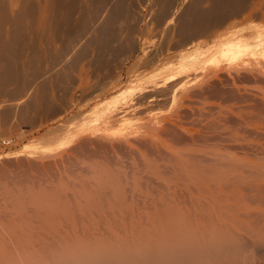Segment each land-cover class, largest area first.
Instances as JSON below:
<instances>
[{
	"label": "bare ground",
	"instance_id": "obj_1",
	"mask_svg": "<svg viewBox=\"0 0 264 264\" xmlns=\"http://www.w3.org/2000/svg\"><path fill=\"white\" fill-rule=\"evenodd\" d=\"M142 1L140 2L142 3ZM145 1L148 4L146 9L148 8L149 14H147L150 16L151 21V25L147 29L154 32L158 28L171 25L173 20H175L173 18L175 17V12L179 9L181 10V7L184 5L183 12L179 14L180 16L178 15L183 21L177 33L179 39L174 42L168 40L167 46L165 45V40V48L154 50L153 54H148L149 56L140 59L139 65H134V67L139 66L138 70H155L146 80L141 79L146 86L143 87L142 85V89L140 87V95L131 97L130 94L128 95V93L123 91L120 97L117 95L119 97V107L117 106L114 109L112 106L111 109H106L102 118H97L92 124H84L85 126L80 128L81 130L78 133L75 135L71 133L70 135L72 136H69L70 140L66 142L67 144H62V146H68L71 142L75 144L77 141L73 151H78L77 153L79 154L82 152L85 155L89 154L90 159L104 158L109 164H117L116 167L121 165L122 168L123 163H128L124 162L125 157L127 158L129 155L139 157V152L141 151L142 154L145 152L144 156H146V159L152 157L153 161L156 160L164 163L166 171L163 169L162 172L164 173L161 171L159 173L148 172L142 175V178L146 182H144V185L146 184L147 193L144 195L140 194L143 196L142 199H139V187L135 186L141 178L139 176L141 174V172L139 173V163L133 164L130 162L133 164V167H129L132 170H129L131 172V179L135 183L134 186L132 185L133 187L129 185L131 183H128V177H124L125 181L124 179H120L114 187H105V181L100 176L101 171L97 170V168H91L89 173L88 171L86 172L88 173L86 176L88 180L83 181L84 183L80 180L82 176H80V179L78 178L79 176L77 177L80 183H82L80 188L82 187L83 192L86 193L85 188L87 186L91 189V191L89 189L90 192H95L94 194L102 200H106L108 196L113 194L114 199L119 204L124 203L123 207L125 206V202L129 201L126 204L128 205V211L122 210L120 214L114 207H112V210L105 208L106 210H103L105 213H97L98 211L96 210L97 212H94L96 215L98 214L97 217L99 219H94L95 217L93 218L91 215L86 216V214L81 213L82 217H85L79 225L73 224L75 223V217L73 216V222V218H71L73 213L71 212V217L67 213V216L71 219H65L70 220L71 223L73 222V225H67L70 222L68 221L69 223H67L65 221L66 223L64 224L66 226H63L64 224H59L56 221L60 216H58L59 218L55 217L56 220L52 216V211H54L55 207L50 211L52 215L49 217L50 219L53 218L52 220H47L49 218H45L46 214H41L44 211H39L40 209L38 208L37 211L40 215H44L47 221H51L53 225L59 227H54L52 230H49V228L45 231L40 230L42 232H38L37 229L42 226L40 223L45 220H43L44 218L42 219L43 216L39 217L40 215L34 212L36 211L35 208L33 212L36 213V216H33L35 215L34 213H31L33 214L31 216L34 219L36 217L42 219H37L40 221V226L37 229H35V225H38V222L35 225L32 224V228L26 229L23 228L24 226L20 228L19 226H14V228L9 227L12 226L11 224L4 227L3 223L5 221L3 220L4 222L1 221L3 227H0V264H264V98L249 97V94H242L240 88L237 86V82L249 83L252 80H256V78L264 79V0H250L251 2L249 0ZM8 2L7 0H0V95L5 93L4 89L7 85L18 83L21 80L20 70L15 65L16 60L12 61L10 59L6 62L4 59H7L5 57L9 56V52L14 51L13 48H16L17 44L19 45L21 39L23 40L21 34L25 23L31 28L29 31H32V33L40 31L44 35L47 31L53 32V37H55L53 40L55 41L58 29L56 25L60 24L59 22L61 21L63 22L66 16L64 15L66 14V10L65 13H62V2L64 3V0H22L20 3L19 0H8ZM112 3L113 5L111 3L108 5L106 1V11H104L107 17L101 30L108 29L115 19L114 16L116 14L118 16L119 13L121 14L122 9H124L123 3L120 0L113 1ZM184 3H186V6ZM143 6H146V4ZM139 10L141 12L142 9ZM68 18L65 20L68 21ZM96 22L98 23V21ZM146 22L149 23V21ZM2 25L6 26L2 28ZM33 27L37 30H33ZM147 29H145V32ZM170 30L172 29L170 28ZM103 31L96 32L99 38V33ZM97 34L95 35L97 36ZM41 37L44 38L43 36ZM98 37L94 36L97 42L93 39L95 41L92 43L93 45L104 41L103 39L98 41ZM57 38L60 37L57 36ZM110 39H112L111 36ZM202 39L205 42L195 44L196 41ZM79 40L76 39V42L78 41L77 43L80 44L81 41L79 42ZM113 41L115 40L112 39L109 43L112 42V46L115 47ZM72 42L76 43L75 40L68 41L60 52L57 51L58 54H61V57L59 59L55 57L58 55L56 53L54 58H57V60L53 61L54 65L62 68L67 65L69 57L71 58L69 56L71 55L70 51L75 52L72 49ZM36 45L38 46V44ZM123 46L115 52V55L124 51ZM201 46H205V49ZM96 47H99V45L97 44ZM102 49L101 51H103ZM48 50H52V47ZM36 53H34V57ZM107 53L105 54L107 55ZM37 55L40 56L39 54ZM47 56L45 54V58H48ZM50 56H52L51 53ZM30 57L33 59L30 60L28 57L29 60L27 59L28 61L25 63V67L29 69L34 67L37 61V57H35L36 60L32 56ZM72 57L74 56L72 55ZM166 60H168V63H166ZM50 63L52 66V62ZM53 67L52 71L54 70ZM134 67L129 69L127 73L133 72L131 70ZM48 69L50 70V68ZM123 75L124 68L119 70L117 77L110 75L112 79L110 82L112 85H110L112 87L111 90L120 87V79H122ZM28 82L29 80L25 81V83ZM30 83L33 85L32 81ZM183 85H186L185 88H182ZM95 86L93 88L96 92L98 88ZM88 87L91 88L89 85ZM19 88L13 94L8 95V97L21 96L23 90ZM92 91L91 93L94 92ZM86 96L88 97L89 95ZM22 98L21 96L20 99ZM165 100L176 101L179 104L178 109L173 114L159 120L145 119L140 126L133 130H126L121 127L118 131L116 130L117 132L113 131V125H119L122 119L127 116L139 114L141 110H144L143 108L146 104ZM23 102H26V100H19L13 104H7L2 101L0 103V112L4 107H10L12 112H16ZM9 112L10 110L6 108V113H4L5 119L8 118ZM130 159H133V157ZM137 159L139 160V158ZM49 167L52 168L53 166ZM84 172L83 174L86 175ZM120 173H125V171ZM142 173L145 172L142 170ZM124 176L126 175L124 174ZM169 177L174 179L172 183L169 181L171 179H168ZM173 181L175 182L173 183ZM76 182L74 183L77 184L78 182ZM67 189L64 187L60 192ZM107 189L113 191L108 192ZM71 192L66 193L64 191L63 193H66L67 198V194H71ZM56 194H59V192ZM74 196L76 197V195ZM92 196L94 197V195ZM57 197L60 198L59 195ZM58 198L55 197L51 200V197V204L54 205L57 202L54 199L58 200ZM61 198L59 199L60 202L58 201L55 205L61 204L62 201L65 203L66 201L67 203L70 201H65V198L61 201ZM111 198L113 197L111 196ZM124 200L125 202L120 203V201ZM1 201L0 203L6 200ZM52 201L55 202L52 203ZM87 201L89 202V200ZM76 203L74 204L75 207L77 206ZM2 204L4 205L0 204L1 209L6 206L5 203ZM13 204L11 205L13 206ZM7 205L9 206L8 203ZM74 205L72 208H74ZM38 206L41 205L38 204ZM44 206L46 207L45 204L42 207ZM57 207L56 210L59 211ZM5 209L0 214L5 216L7 214H5L7 211L4 212ZM10 210L8 209V211ZM17 211L20 212L19 210ZM62 211L66 212V210ZM28 212L26 214L23 212V214L27 215ZM123 212L131 216H125L126 214ZM79 213H75L77 214L75 215L77 216L76 221L79 220ZM3 215H0L2 219L8 217V214L4 218ZM11 215L9 216H15V214H13L14 216ZM17 215L19 214L17 213ZM20 215L19 219L22 216ZM46 216L48 217V215ZM27 217L24 216V218ZM24 218L22 216V219ZM103 218L104 220L106 218L112 220L110 222L112 225L109 224L108 219L106 220L108 224L106 221L104 222ZM10 219L12 220V218ZM17 219L15 220L17 221ZM34 219L32 223H34ZM61 219L58 221L60 222ZM97 219L98 221H96ZM55 221L58 225H56ZM63 221L61 220V222ZM51 222L50 225L53 227ZM43 223V226L47 224ZM117 224L125 227V230L121 229L123 227L118 228ZM128 227L132 228L128 231L131 230L135 235L126 232ZM33 228L37 233L28 230H34ZM127 233L131 237H128Z\"/></svg>",
	"mask_w": 264,
	"mask_h": 264
},
{
	"label": "rangeland",
	"instance_id": "obj_2",
	"mask_svg": "<svg viewBox=\"0 0 264 264\" xmlns=\"http://www.w3.org/2000/svg\"><path fill=\"white\" fill-rule=\"evenodd\" d=\"M21 1L22 0H19V3ZM89 1L90 0H64V3L62 2V5H63L62 13H65V10H66V14H64V15H66L65 19L67 17H69L68 18L69 22L64 19L63 22L61 21V22H59L60 24L56 25L58 28L57 33H56L57 35L55 34L56 35V39H55L56 42L53 40V38H55V37H53V35H54L53 32L47 31L48 33L45 32L44 35H42L40 33V31H35L32 33V31L31 32L29 31L31 28L28 27V24L25 23V26H24L22 34H21V38H23V40L21 39V41L19 42V45L17 44L16 48H13L14 51L13 50H12V52L10 51L8 54L9 56L5 57V58H7V59L9 58V59L8 60L4 59V61H6V62L9 61L10 59L12 61L16 60L15 65L20 70L19 72L21 73V80H19L18 83H14L12 85L11 84L7 85V87L4 89V92L7 95L5 93H3L4 95L3 94L0 95V103L3 101L7 104H10V103L13 104L19 100L20 101L26 100V102H23V104H21V106H20V108L23 107L24 109L21 108V110H20V108H19V110H17L16 112H12L10 107H6L11 112V113L9 112V116L7 119H5V116H4V113H6V108L4 107L5 109L3 108V110L0 112V156L1 155L3 156V157L1 156V159H0V168H1V171H0V195H1L0 200H2V201L6 200L7 203L9 204V206H11V207L15 206L17 208L16 209L15 207H13L14 209L12 208L13 210L11 209L12 212L10 213L11 207L8 208L9 206L7 205L6 201L5 202L1 201L2 203H5V205H6L3 208L2 206L4 204L0 203L2 205L1 207L3 209H5L7 207L10 211H8L7 208L4 210V212L7 211V212H5V214L6 213L8 214V217H6V219L8 218L7 220L2 219V217L0 216V218H1L0 219V224H1L0 227H3V226L6 227L9 224H11L12 226H9V227L14 228V226L15 227L19 226V228H20V227L24 226L23 228L27 229V228H32V226L38 222V225L37 224H36L37 226L35 225V229H37L38 226H40L39 225L40 221H38V220H42L44 218L45 214L48 215V217L45 215V218H49L47 220L53 219L52 217H51L52 219H50V217H49L52 214H53L52 216H54V220H56L55 217L60 216V218L59 217L58 218L59 219L63 218V219H61L62 221L65 218L71 219L74 216L75 220L73 218L72 221L74 220L75 223H73L74 221L72 223L75 225H79V224H81V221H83V218L85 217V216L82 217V214H84V215L86 214V216L91 215L93 218L95 217L94 219H96V218H98L97 217L98 214L96 215L95 212H97V211H98L97 213L104 212L103 210L105 208L106 209L108 208L107 210H112V207H114L115 210L117 209L119 211L118 213H120V211H122V210H127L128 205H126V204L129 201H126V202H125V200L120 201V203L125 202V206L123 207L124 203L119 204V202H117L116 199H114L113 194H111V195L109 194L110 196H108V198H107V199L110 198L109 200H107V199L102 200V199H99V197L96 194H94L95 192H93V191L90 192L91 189L87 186L85 188L87 194L83 192L82 187L80 188V186H82V183H80L79 179L81 178L80 176H82V178L80 180L82 182L87 181L88 179H86V176L88 175L91 168L92 169L97 168V170L101 171L100 176L105 181V187L106 186L107 187H111V186L114 187V186H116V184H118L120 179L121 180L124 179V181H125L126 177H128V180H129V182H128V180H127V182L131 183L129 185L134 186L135 183L131 179V172H130L132 170H130L131 168H129V167H133V164L139 163V173L141 172V174H139V176L141 178H142V175H144L148 172L159 173L160 171L162 172L163 169L165 170L164 163H162L161 161H156V160L153 161L152 157L146 159L145 158L146 156H144V154H145L144 151H143L144 154H142L141 151L139 152V157L134 156V155H132V156L129 155L127 158L125 157L124 162H128V163H123V165H122L124 168L123 169L121 167V165H118V167H116L117 164H115V165L109 164L104 158H100V159L92 158V159H90L89 154L88 155L86 154L87 155L86 156L83 152H82L83 154L82 153L79 154V153H77L78 151L77 152L75 150L73 151V148L77 144L76 143L77 141L75 142V144H74V142H71V144H69L68 146H62V144L68 142L70 140L69 136L71 137L72 135H75L76 133H78L81 130L80 128H82L83 126L87 125L88 123L92 124L93 121L97 120V118L98 119L102 118L104 116V113L106 112V109L109 110V108L111 109L112 106L114 107V109H116L117 106L119 107L120 106L119 97H120V94L123 93V91L125 93H128V95L130 94L131 97H134V95L138 96V94L140 95L141 89L144 86H146V84H144V82H142L141 79L146 80V78H149L155 70L154 71L152 69L151 70L150 69L149 70H138L139 69V66H138L139 60L143 59V57L145 58V57L153 54L156 50H158L160 48L161 49L165 48L167 46L166 44L170 40L174 42V41L179 39L177 36L178 35L177 33L180 29L179 27H181L182 22H183L180 19L179 14H181L183 12L185 7L183 5L181 7V10L179 9L177 12H175L174 16L176 18L173 17L175 20H173V23L171 25L169 24L167 26H163L162 28H158V29H156L157 31L155 30L156 32H154L153 30L147 29V27L149 25H151V21H150V16L148 15L149 14V11L147 10L148 8L146 9V7H148V4L146 3L145 0L144 1H142V0H120L121 3H123V7H124V9H122L123 11H121V14L119 13L118 16L116 14L114 16L115 19L113 20V22L109 26V28L103 29V30H105V31H103L101 29H102V26L105 22L104 20H106V17H107V16H105L106 15L105 14L106 13L105 7L107 6V5H105L106 1H107L108 5L110 3L113 5L112 2L113 1L116 2V0H112V2H110L111 0L110 1L109 0H105V1L104 0H101V1L95 0V2H94V0L90 1V2ZM140 1H142V3L144 2L143 5L146 4V6H143ZM251 1L249 0V2H251ZM7 3H9L8 0H7ZM184 4L186 6V3H184ZM64 6H65V8H64ZM143 7H144V9H143ZM139 9H142L141 12ZM101 10H102V12H101ZM141 15L143 18L141 17ZM102 17L103 18L105 17V18L103 19ZM145 20L149 21L150 24L148 22H146ZM96 21H98V23ZM145 23H147L146 26H145ZM3 26H6V25H2V28H3ZM25 27H28V28H25ZM99 27H101V28H99ZM75 28H77V29H75ZM170 28L172 30H170ZM34 29L37 30L36 28L33 27V30ZM145 29H147L146 32H145ZM99 30L104 32V33L103 32L99 33L100 38L98 37L99 35L97 34L98 32H100ZM172 32H174V33L172 34ZM92 33H93V35H92ZM71 34H72V36H71ZM95 34H97V36ZM39 35L43 36L44 38H42ZM46 35H47V37H46ZM121 35H123V36H121ZM38 36H39V38H38ZM57 36L60 37L62 40L60 38H57ZM94 36L98 37V39H99L98 41H101L102 39L104 41L99 42L100 44L95 43L96 45L95 44L93 45L92 44L93 42H95V41L97 42V40L94 39ZM110 36L113 40H115V41L117 40L116 41L117 45H116V42L113 41L115 44L114 46L116 48L112 46L113 45L112 42L109 43V41H112V39H110ZM114 36H116V37H114ZM73 37H75V38H73ZM104 37H105V39H104ZM29 38H30V40H29ZM71 38H73V39L71 40ZM36 39H38V40H36ZM76 39L77 40L80 39L79 40V42L81 41L80 44L77 43L78 41L76 42ZM93 39L95 41H93ZM120 39H122V40H120ZM74 40L76 43L72 42V46H73L72 49H74L75 52L73 53V51L71 50L70 51L71 55L68 54L69 56H71V58L69 57L70 61L68 60V62H67V65H66L67 68H66V66L64 68H62L60 66L54 65L53 61H56L57 58L59 59V57H61V54L60 53L58 54V52H60L62 50L63 46H65L68 43V41L70 42V41H74ZM165 40H166V43H165L166 46L164 45ZM203 42H205L204 39L196 41L195 44L203 43ZM33 43H35V44H33ZM27 44H28V46H27ZM36 44H38V46ZM73 44H75V45H73ZM97 44L99 45V47H96ZM109 44H111V45H109ZM103 45H104V47H102ZM48 46H49V48H48ZM77 46H78V48H76ZM80 46H81V48H79ZM107 46L109 47V50H108ZM121 46L124 47V49H123L124 51H122V53H120V54L115 55V52ZM51 47H52V50H48V49H51ZM94 47H96V48H94ZM201 47H204V49H205V46H201ZM31 48H32V50H31ZM34 48H37V49H34ZM40 48H41V50H40ZM113 48H115V49H113ZM101 49L104 52L101 51ZM110 49H112L113 53H112V51H110ZM192 49H193V47H192ZM204 49H203V51H204ZM43 50H44V52H42ZM98 50H100V51H98ZM31 51L33 52V54ZM34 51H36L38 53H36ZM34 53H36L35 57H37V61L35 62V66L31 67L29 69L28 67H25L26 66L25 63H27L29 58H30V60L33 59L30 56L34 57L33 56ZM50 53L52 54V56H50ZM56 53L58 55H56ZM105 53H107V55ZM111 53H112V55H111ZM37 54H39L41 57L38 56ZM42 54L44 55L43 58H42V56H43ZM45 54H46V56L49 55V56H47L48 58H45ZM130 54H132V55H130ZM72 55L74 57H72ZM21 56H22V58H21ZM54 56L57 58H54ZM35 60H36V58H35ZM168 60H166L167 62L166 61L165 62L168 63ZM50 62H52V66H54L53 71H55V72L52 71V66L50 65L51 64ZM123 62H124V64H123ZM135 64H138V65L136 67H134ZM92 65H93V67H92ZM132 67L135 68V69L133 68L134 70L137 69V71L134 72V70L132 69L131 71H133V72L127 73L128 70L131 69ZM26 68H27V70H26ZM48 68H50V70ZM58 68H59L60 72H59ZM121 68H124V75H123L122 79H120L122 85L120 84L119 88H117L115 90H111V88H112L111 87L112 85L110 83L112 80L111 76L117 77L119 74V70ZM21 69H23V70H21ZM66 72H68V73H66ZM111 72H113V73H111ZM115 73H116V75H115ZM46 75H47V77H46ZM24 76H26V77H24ZM107 76L110 78V80ZM44 77H46V78H44ZM28 80H29V82L25 83V81L27 82ZM31 81H32L33 85L30 83ZM18 84H20L19 86L23 90V93H22L23 95L21 94V96L23 98L25 97V99H23V98L20 99L21 96H19V97L17 96L18 98L16 96H9L8 97V95H10L11 93L13 94L16 90H18V88H19ZM52 84H54L55 86ZM88 85L90 87H91V85H93V86L96 85L95 87H97L98 90L95 92V89L93 88V86L91 88H89ZM142 85H143V87H141ZM23 86L26 88H24ZM185 86L186 85H183L182 88H185ZM237 86L240 88V91L242 92V94H249L248 95L249 97L254 96L257 98L258 97L264 98V79L256 78V80H252V82H249V83L248 82L247 83L237 82ZM84 87L87 88L86 91H85L86 88H84ZM140 87H141V89H140ZM46 88H47L48 92H46L47 91ZM92 89H94L93 90L94 92L92 91ZM100 89H101V91H100ZM138 90H139V93H138ZM91 91L93 93H91ZM63 92H65V93L63 94ZM88 92H89V94H88ZM117 92H118V94H117ZM98 93H100V94H98ZM26 94H29L30 96L27 95V96H29V97H27ZM32 94H33V96H32ZM44 94H45V96H44ZM66 94H67V96H65ZM86 95H89L88 96L89 98ZM26 97H27V99H26ZM41 98H42V100H41ZM2 99H4V100H2ZM114 99H115V102H114ZM7 100H8V102H7ZM10 101H12V102H10ZM44 101H47V102L44 103ZM32 105H33V107H32ZM146 106L143 108L144 109L143 111L141 110L139 112V114L127 116L126 118L122 119V121L119 123V125H117V124H115L116 126L113 125V127H112L113 131L115 130V132H117L121 127L126 129V130H128V129L133 130V129H136L138 126H140L145 119H158L159 120V119H162L164 117H167V116L173 114L178 109L179 104H177L176 101L165 100V101H160V102H156V103L150 102V103L146 104ZM46 108H47V111H46ZM35 109H36V111H35ZM15 113H16V115H15ZM25 113H26V115H25ZM22 116H23V118H21ZM22 119H25V120H22ZM17 121L20 123H18ZM71 133H73V134L70 135ZM4 141L8 142L9 145H4L3 144ZM177 148H179V147H177ZM4 155H5V157H4ZM6 157H8V158L6 159ZM131 157H133V159H130ZM2 158H4V159H2ZM137 158H139V160ZM128 159H129V161H128ZM130 162L133 164H131ZM21 164H23V165H21ZM47 164L49 166H51V167L53 166V167L50 168ZM108 165H110V166H108ZM84 168H86V169H84ZM119 170H121V171H119ZM142 170L145 173H142ZM83 171H85L84 173H86L88 171V173H86V175H85V174H83ZM123 171H125V173H120ZM162 173H164V172H162ZM124 174L126 176H124ZM117 175H118V177H117ZM122 175H123V178H122ZM75 178H77V180H75ZM111 178H112V180H111ZM141 178H140V181H138V182L136 181L137 183L135 185V186L139 187V188L137 187L139 190V199H142V196L145 193H147L146 192L147 191L146 184L144 185L145 180L143 178L142 179ZM84 179H86V180H84ZM168 179H170L169 181L171 183H172V180H174V179H172V177H169ZM142 180H144V181H142ZM74 182H76L78 185L75 184ZM174 182L175 181H173V183ZM60 185H61V187H60ZM63 186L66 189L68 188L67 190H64V191L66 193L72 191L71 192L72 195L69 193L70 195L67 194L68 197L66 198V193L64 194L63 193L64 191L63 192L61 191L64 194L63 195L60 192V190L64 188ZM89 189H90V191H89ZM111 189L110 190L107 189L108 192L111 191ZM57 191L59 192V194H56V193H58ZM80 191H82V192H80ZM140 191H142V192H140ZM48 192H50V193H48ZM46 193H48V194H46ZM140 194H143V195H140ZM58 195L60 198L64 197L65 201L66 200H68V201L70 200V201L68 203L66 201V203H65L62 201L64 198H61L62 202H61V204L60 203L58 204L61 206L55 205L58 203V201L60 199L57 197ZM74 195H76V197ZM92 195H94V197ZM22 196H24V197H22ZM83 196H86L87 198L83 197ZM111 196L113 198H111ZM51 197H52V199H51ZM55 197L58 198V200L54 199L55 201H57L56 203H54L55 201H52V203H54V205H55L54 206L53 204H51L50 199L53 200V198H55ZM76 199H78V200L76 201ZM42 200H44V202H42ZM87 200H89V202ZM113 200H114V202H113ZM10 203L11 204L14 203L13 206ZM23 203L25 204L24 206H23ZM63 203H65V204H63ZM75 203L77 204L76 207L74 205ZM38 204H40L41 206H38ZM44 204L46 205V207L45 206L42 207ZM34 205L35 206L37 205V206L35 207ZM73 205H74V208H72ZM22 206H23V208H22ZM70 206H71V208H69ZM109 206L111 209L109 208ZM54 207H55V209H54V211H52L53 210L52 208H54ZM56 207H57V209H59V211L56 210ZM60 207H61V209H60ZM20 208H21V210H20ZM34 208L36 211H34ZM38 208L40 209L39 211H42V212L44 211L43 213L40 212L41 214H44V213L45 214L40 215L39 212L37 211ZM41 208H42V210H41ZM114 208H113V210H114ZM121 208H123V209H121ZM3 209L0 210V213H2ZM15 209H16V211H15ZM100 209H101V211H100ZM17 210H19L20 212H18ZM45 210H47V211H45ZM55 210H56V213L58 212L57 215L55 213ZM62 210H66V212H64ZM67 210H69V211H67ZM22 211L25 214L28 211L30 213L28 212V214L25 215V214H23ZM33 211L36 212L37 215L39 214L40 215L39 217L43 216L42 219L39 217H36V219H34V217L36 216V213H34ZM50 211H52L53 213L51 214ZM75 211L80 212L78 214L79 220H77V221H76L77 216H75L77 214H75L76 213ZM12 213L15 214V216ZM17 213L19 215L21 213L23 218H24V216L25 217L28 216L29 218L27 217V218L22 219V216L20 215L21 218L19 219V215H17ZM31 213H34L35 215H33ZM54 213H55V215H54ZM67 213L69 214L68 216H70L72 214V217L71 216H70L71 218L68 217ZM89 213H92V214H89ZM118 213H116V214H118ZM123 213L126 214V212H123ZM7 214L5 216H7ZM11 214L14 217H10L9 215H11ZM0 215H3V214H0ZM16 215H17L18 219L16 218ZM31 215H33L34 217H32ZM65 215H66V217H65ZM5 216L3 215V218ZM125 216L130 217L131 215L126 214ZM10 218H12V220ZM32 218L35 220L34 223H32L33 222ZM45 218L43 219L45 221H42L40 223L42 226H40L39 229H37L38 232L40 230H42V231L48 230V228H49V230H52V228L54 229V227L55 228L57 227V226L53 225L51 221H47ZM109 218L111 219V217H109ZM109 218H106V220L108 219L109 224H111L110 222L112 220H110ZM15 219H17V221ZM98 219L96 221H98ZM3 220L5 221V223H3L4 225L2 226L1 221H3ZM22 220H23V222H22ZM58 220H56V221L59 224H64V223H66L65 221H67V223L70 222V220H66V219L63 222H61V220L59 222ZM103 220H104V218H103ZM106 220H104V222ZM15 221H16V223H15ZM56 221H55V223H56ZM108 221H106L107 224H108ZM6 222H7V224H6ZM24 222H26V223H24ZM27 222H29V223L27 224ZM43 222H45V224L46 223L47 224L43 226V224H44ZM50 222L53 225V227H51ZM12 223H14L15 225ZM58 223H56V225H58ZM72 223L70 222L67 225H70ZM29 224H30V226L32 224L33 225L31 227L30 226L28 227ZM117 225H118V228L123 227V226H119L120 224H117ZM63 226H66V224H64ZM57 228H59V227H57ZM124 228L125 227H123L121 229H124ZM130 228L131 227H128L126 232L130 233L131 235H135L131 230L128 231ZM35 229L34 230L28 229V230H30V232H33V233L36 232L37 233V231ZM15 230H16V228H15ZM124 230H123V232H124ZM42 231H40V232H42ZM128 233H127V236L131 237V235L129 236Z\"/></svg>",
	"mask_w": 264,
	"mask_h": 264
},
{
	"label": "built area",
	"instance_id": "obj_3",
	"mask_svg": "<svg viewBox=\"0 0 264 264\" xmlns=\"http://www.w3.org/2000/svg\"><path fill=\"white\" fill-rule=\"evenodd\" d=\"M3 144H4V145H9V143H8V142H5V141L3 142Z\"/></svg>",
	"mask_w": 264,
	"mask_h": 264
}]
</instances>
